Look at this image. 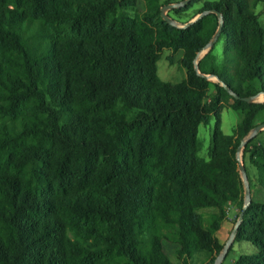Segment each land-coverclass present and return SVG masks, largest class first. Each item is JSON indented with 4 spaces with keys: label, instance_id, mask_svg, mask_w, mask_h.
Returning a JSON list of instances; mask_svg holds the SVG:
<instances>
[{
    "label": "trees",
    "instance_id": "trees-1",
    "mask_svg": "<svg viewBox=\"0 0 264 264\" xmlns=\"http://www.w3.org/2000/svg\"><path fill=\"white\" fill-rule=\"evenodd\" d=\"M138 1L0 0V264H175L164 243L179 264H213L222 251L225 205L242 210L237 150L264 111L241 100L264 96V0H191L174 13L207 14L186 27ZM212 12L221 56L195 70ZM165 49L181 53L178 83L158 77ZM223 109L243 115L231 135ZM211 117L205 160L198 127ZM242 156L264 190V141ZM234 242L252 250L234 264H264V203L251 200Z\"/></svg>",
    "mask_w": 264,
    "mask_h": 264
},
{
    "label": "rangeland",
    "instance_id": "rangeland-1",
    "mask_svg": "<svg viewBox=\"0 0 264 264\" xmlns=\"http://www.w3.org/2000/svg\"><path fill=\"white\" fill-rule=\"evenodd\" d=\"M182 1L184 0H160V5L162 8L164 6L180 3ZM210 1L213 2L217 0H210ZM165 2H167L168 4H164ZM201 7L202 6L200 3H196L189 10L185 12H180V14L178 15L174 13V10H178L180 8L167 10L165 11V15L169 17L176 26L182 27L187 23H189L190 21H192L198 15L197 12L201 9ZM136 11L138 14H142L143 12L146 11V5L144 4V2H142V0L137 2ZM254 13L257 15L259 22L264 26V6L262 4L257 5L254 10ZM221 47H222L221 41L214 43V45L211 48L204 50L199 55L197 62L201 60L210 50H211V55H213L214 58L218 61L221 56ZM180 59H181L180 52L172 53L170 50H166V49L163 50L160 53V58L159 61L157 62L158 77L162 81L172 84L180 82L185 77L184 70L178 64ZM210 82L215 83L216 80L211 79ZM211 93H212V89L210 90V94ZM253 103H260V104L264 103V96L260 95L256 97L253 100ZM242 117L243 115L240 112H234L229 109H223L220 113V129L223 132V134L231 135L233 130L236 128V126L241 122ZM214 123H215V118L211 117L208 124L200 125L198 127V140L201 144V148L200 151L198 152V156L205 160L208 159V153L211 145V135L214 129ZM254 125L255 127L264 125V111L259 115H257V117L254 120ZM255 136L257 137V141L263 142L264 128L260 129V131ZM239 160L241 161V164L246 171L250 200L256 203L257 202L264 203V190L261 189V187L258 184V175L254 170V168L249 164L248 159L242 156V149L240 150L239 153ZM244 191H245V187L243 184L242 208L244 206V201H245ZM239 211L240 210L238 203H227L225 205L226 218L222 221L220 230L216 234L217 238L219 239L220 243L223 244V246L230 238L234 225L238 221V217L240 214ZM202 212L206 216L217 214V210L215 209H207ZM164 251L173 263L179 264V261L176 259V249L173 245L164 243ZM249 252H252V250H251V246L248 243L246 242L235 243L233 240V242L228 247V251L220 264H234V262L238 259L240 255ZM206 261L207 260L203 254H196L193 257V259L190 261V264H205Z\"/></svg>",
    "mask_w": 264,
    "mask_h": 264
},
{
    "label": "water",
    "instance_id": "water-1",
    "mask_svg": "<svg viewBox=\"0 0 264 264\" xmlns=\"http://www.w3.org/2000/svg\"><path fill=\"white\" fill-rule=\"evenodd\" d=\"M190 1H191V0H184V1L180 2V3L170 4V5H167V6L162 7V8L160 9V13H161V17H162V19H163L165 22H167V23H169V24H171V25H175V24L173 23V21H172L169 17H167V16L165 15V11L184 7V6H186ZM212 13L218 17V19H219V25H218V29H217V31H216L214 37H213L212 40L207 44V46L205 47L204 50L211 48V47L214 45V43H216V41H217V39H218V37H219L220 31H221V27H222V19H221L220 14L217 13V12H212ZM206 14H207V12H204V13H202V14H200V15H197L192 21H190L189 23H187L186 25H184V26H182V27H186V26L191 25L192 23H194L195 21H197L200 17H202V16H204V15H206ZM204 50H203V51H204ZM203 51H202V52H203ZM202 52H200V53L197 55V59H198L199 55H200ZM194 68H195V70H197V60L195 61V67H194ZM201 76H202L203 78H205L206 80H208V81H210L211 79H215V80L217 81V78H216V77H213V76H210V75H201ZM225 89H226V88H225ZM226 91L229 92L227 89H226ZM231 96H232L234 99H236V100H239V99H240V98H239L237 95H235V94H231ZM254 99H255V98L250 97V98H244V99H241V100L244 101V102H246V103H253V100H254ZM262 128H264V125H260V126L255 127V128L252 130L251 134H250L245 140H243V141L241 142V145L239 146V148H238V150H237L236 159H237V162H238V170H239V173H240V176H241L242 182H243L244 187H245V191H244V198H245L244 206H243V208H242V210H241V212H240V214H239L238 221H237L236 224L234 225V228H233V230H232V232H231L230 238L228 239V241L226 242V244L223 246L222 251L220 252V254H219V256L217 257V259L215 260L214 264H220L221 261L223 260V258L225 257V255H226V253H227V251H228V247H229L230 244L233 242L234 237H235V235H236V233H237V230H238L239 224H240V222H241L242 219H243L244 212H245L246 208L249 206V204H250V202H251V200H250V195H249V187H248V184H247L246 171H245L244 167L242 166L241 161L239 160V153H240V150L243 149V146H244L245 142H246L249 138L254 137V136L260 131V129H262Z\"/></svg>",
    "mask_w": 264,
    "mask_h": 264
}]
</instances>
